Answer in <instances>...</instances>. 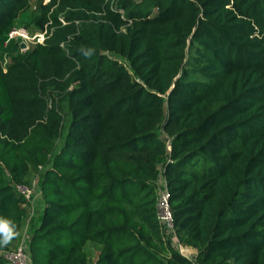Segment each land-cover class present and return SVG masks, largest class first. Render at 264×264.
Here are the masks:
<instances>
[{
  "label": "trees",
  "instance_id": "1",
  "mask_svg": "<svg viewBox=\"0 0 264 264\" xmlns=\"http://www.w3.org/2000/svg\"><path fill=\"white\" fill-rule=\"evenodd\" d=\"M114 1L0 0V217L17 233L0 264L34 176L33 264H90L88 242L97 264H264V0ZM27 19L51 28L24 51ZM47 61L66 73L41 78ZM51 89L64 106H42ZM161 172L195 259L161 222Z\"/></svg>",
  "mask_w": 264,
  "mask_h": 264
},
{
  "label": "rangeland",
  "instance_id": "2",
  "mask_svg": "<svg viewBox=\"0 0 264 264\" xmlns=\"http://www.w3.org/2000/svg\"><path fill=\"white\" fill-rule=\"evenodd\" d=\"M47 2H49V0H47ZM114 2H115L114 7L117 8L119 1L115 0ZM60 19L62 21V28H64L65 25L68 24V22L66 21V19H64V16H61ZM21 27H22V29L19 28L18 31H21L25 35V37H22V36H19V37H21L23 39V42L27 43V45L30 46V45H33L36 41L44 42L47 34L50 33L51 25H50V23H47V24H42V23L36 24L35 23V24H33L32 22H30L27 19L22 24ZM53 29H51V31ZM66 71H67V68L65 66H59L56 61H47L44 63V72L41 75V78H43L44 76L53 75V74H55V72H60L63 75V73H66ZM44 80L45 79H42V82H45ZM72 87H74V86H72ZM42 92H45V90L42 89ZM48 94L49 95H47L45 97V102L42 103V106L45 105L46 108H52L54 102L62 101L61 100V94L59 93V91H54L53 89H51L50 91L48 90ZM61 104L64 106L65 102L62 101ZM39 105L31 107V109H29V108L21 109L20 112L26 113L28 115L30 114V117H32V116L36 117L37 114L41 110V106H39ZM30 120L31 119H28V121H30ZM169 129H171V130H169ZM169 129L168 130H165V129L160 130V134H161L162 138L164 140H166L168 144H170V142L172 140V137H171L172 128L170 127ZM66 130H67V128H66ZM66 133H67V131L64 132V136L66 135ZM62 145H63V142L59 141L58 145H57V151H59L61 149ZM32 178L34 179L36 186H35V190L33 192L32 199H31L30 203L28 204V215L26 217L25 225H24L22 231L18 234V240L16 241V246L21 241L22 237H24V236L27 237V241L28 242L30 241V244H31L32 235H33V232L37 226L36 225L37 223H34V220H38V216L40 214L43 215V210L45 207L43 194H42V191H41L40 186L38 184V177L34 176ZM174 243H175L174 245L177 247V249L184 256H186L190 259L196 258L198 251L195 248L180 245L181 243L179 244L178 238H175ZM85 250L87 252L90 264H97V261L100 257L101 252H102V247L100 245L94 243V242H88L86 244Z\"/></svg>",
  "mask_w": 264,
  "mask_h": 264
},
{
  "label": "built area",
  "instance_id": "3",
  "mask_svg": "<svg viewBox=\"0 0 264 264\" xmlns=\"http://www.w3.org/2000/svg\"><path fill=\"white\" fill-rule=\"evenodd\" d=\"M25 37V35L18 30H14L11 33V37ZM170 146V145H169ZM163 172L160 173V177L158 180V208L160 219L165 227L167 234L171 235L173 242L175 241V225H174V215L170 205L171 192L168 186L167 181L165 180ZM35 182L32 186H18L19 191H21L27 200L31 201L33 192L35 190ZM175 244V243H174ZM180 244V243H179ZM182 245V244H180ZM183 246V245H182ZM4 258L7 260L9 264H33L31 249H30V241H27V237H22L21 241L15 246V248L5 250L1 252Z\"/></svg>",
  "mask_w": 264,
  "mask_h": 264
},
{
  "label": "clouds",
  "instance_id": "4",
  "mask_svg": "<svg viewBox=\"0 0 264 264\" xmlns=\"http://www.w3.org/2000/svg\"><path fill=\"white\" fill-rule=\"evenodd\" d=\"M16 234L14 223L6 218L0 217V246H6Z\"/></svg>",
  "mask_w": 264,
  "mask_h": 264
},
{
  "label": "water",
  "instance_id": "5",
  "mask_svg": "<svg viewBox=\"0 0 264 264\" xmlns=\"http://www.w3.org/2000/svg\"><path fill=\"white\" fill-rule=\"evenodd\" d=\"M21 48H22L23 50L28 49V45H27V43L22 42V43H21Z\"/></svg>",
  "mask_w": 264,
  "mask_h": 264
},
{
  "label": "crops",
  "instance_id": "6",
  "mask_svg": "<svg viewBox=\"0 0 264 264\" xmlns=\"http://www.w3.org/2000/svg\"><path fill=\"white\" fill-rule=\"evenodd\" d=\"M40 215H41V214H40ZM40 215L38 216V220H34V223H37L36 225H38ZM22 229H23V228H22Z\"/></svg>",
  "mask_w": 264,
  "mask_h": 264
}]
</instances>
